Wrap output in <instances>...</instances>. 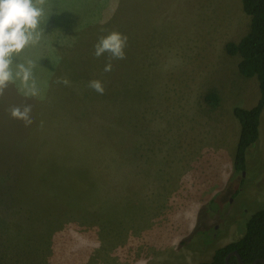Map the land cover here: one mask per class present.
Masks as SVG:
<instances>
[{
  "label": "rangeland",
  "instance_id": "1",
  "mask_svg": "<svg viewBox=\"0 0 264 264\" xmlns=\"http://www.w3.org/2000/svg\"><path fill=\"white\" fill-rule=\"evenodd\" d=\"M37 6L40 40L13 69L33 60L39 94L17 79L0 95V264H198L238 240L264 208V193L253 196L264 128L236 172L225 148L185 151L183 110L213 85L247 80L224 51L248 31L240 0ZM114 31L128 38L125 58L96 57ZM26 105L27 126L10 114Z\"/></svg>",
  "mask_w": 264,
  "mask_h": 264
},
{
  "label": "trees",
  "instance_id": "2",
  "mask_svg": "<svg viewBox=\"0 0 264 264\" xmlns=\"http://www.w3.org/2000/svg\"><path fill=\"white\" fill-rule=\"evenodd\" d=\"M240 2L242 11L249 16L248 31L238 42H227L224 51L228 56L238 57L237 69L241 76L256 79L259 98L256 105L250 109L233 108V115L240 126L233 159L236 172L246 169V154L258 141L259 117L264 109V0H240ZM204 99L207 104H216L218 101L214 92L207 93ZM197 231L205 238L211 235L209 229ZM232 251H237L244 263L264 259V208L248 219L244 233L238 240L217 248L209 261L198 264H226L225 258ZM228 264L238 263L236 258L231 256Z\"/></svg>",
  "mask_w": 264,
  "mask_h": 264
},
{
  "label": "clouds",
  "instance_id": "3",
  "mask_svg": "<svg viewBox=\"0 0 264 264\" xmlns=\"http://www.w3.org/2000/svg\"><path fill=\"white\" fill-rule=\"evenodd\" d=\"M45 0H0V95L10 83L17 79L23 85L25 96H36L39 94L36 81L33 76L35 62L28 60L27 64H15L14 59L19 57L25 49L36 45L40 40V18L43 16V5ZM127 36L119 32H111L99 39L95 45L94 55L100 57L108 53L111 58L122 60L125 58V47ZM111 63L107 64L104 71H111ZM67 84V80H63ZM89 86L96 92L103 94L104 87L99 80H93ZM32 108L26 105L23 108L13 107L11 117L30 125Z\"/></svg>",
  "mask_w": 264,
  "mask_h": 264
},
{
  "label": "crops",
  "instance_id": "4",
  "mask_svg": "<svg viewBox=\"0 0 264 264\" xmlns=\"http://www.w3.org/2000/svg\"><path fill=\"white\" fill-rule=\"evenodd\" d=\"M240 77L243 78V76ZM246 79L247 80L243 82L235 84L226 80L221 84L213 85L212 92H214L218 98L216 104H207L204 96L201 100L196 99L195 103H193L196 107H186V110H183V113L186 115L184 120L186 131L185 135H183L185 151L188 150L187 148L189 147L204 155L206 154L205 152L211 151L209 148L219 146L220 150H224V148L228 150L227 154L231 156L233 163L240 132L239 123L233 115V108L240 107L243 109H250L256 105L259 98V89L256 79ZM188 111L190 113L193 111L194 121L196 123L195 129H193V124H190L191 129L189 131ZM190 122H192V120ZM262 128H264V109L259 117V135L256 143L258 145L262 138ZM247 161L248 154H246V163H248ZM262 193H264V179L258 182L254 189L253 196L258 197Z\"/></svg>",
  "mask_w": 264,
  "mask_h": 264
},
{
  "label": "water",
  "instance_id": "5",
  "mask_svg": "<svg viewBox=\"0 0 264 264\" xmlns=\"http://www.w3.org/2000/svg\"><path fill=\"white\" fill-rule=\"evenodd\" d=\"M231 256H234L236 258V261H237L238 264H256V263L264 264V259H256V260H254L251 263H244L242 261L241 257L239 256V254L237 253V251H232L226 256V258H225V263L226 264H228L229 257H231Z\"/></svg>",
  "mask_w": 264,
  "mask_h": 264
}]
</instances>
